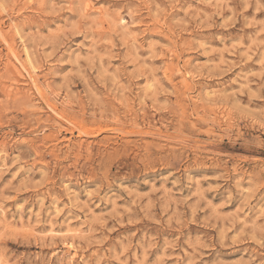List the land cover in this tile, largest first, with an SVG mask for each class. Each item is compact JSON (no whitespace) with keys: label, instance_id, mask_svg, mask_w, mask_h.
I'll return each mask as SVG.
<instances>
[{"label":"rangeland","instance_id":"obj_1","mask_svg":"<svg viewBox=\"0 0 264 264\" xmlns=\"http://www.w3.org/2000/svg\"><path fill=\"white\" fill-rule=\"evenodd\" d=\"M0 264H264V0H0Z\"/></svg>","mask_w":264,"mask_h":264}]
</instances>
